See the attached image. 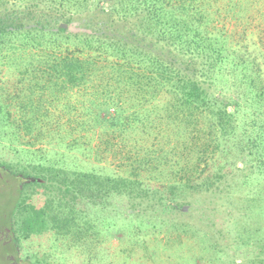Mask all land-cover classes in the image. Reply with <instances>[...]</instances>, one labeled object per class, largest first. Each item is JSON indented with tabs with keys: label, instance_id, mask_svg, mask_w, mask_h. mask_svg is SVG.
<instances>
[{
	"label": "trees",
	"instance_id": "obj_1",
	"mask_svg": "<svg viewBox=\"0 0 264 264\" xmlns=\"http://www.w3.org/2000/svg\"><path fill=\"white\" fill-rule=\"evenodd\" d=\"M255 17L264 22V0H0V58L17 69L23 61L21 80L0 86V124L10 95L23 100L32 138L64 147L30 150L38 177L0 163L20 177L3 224L12 243L46 231L81 240L96 227L89 208L142 212L119 203L127 198L179 209V197L227 179L236 148L264 143V127L255 138L239 133L240 113L264 112V24L251 31L253 50L244 42ZM38 91L60 101L58 118L47 109L39 118ZM73 149L114 166L80 168L67 161Z\"/></svg>",
	"mask_w": 264,
	"mask_h": 264
},
{
	"label": "rangeland",
	"instance_id": "obj_2",
	"mask_svg": "<svg viewBox=\"0 0 264 264\" xmlns=\"http://www.w3.org/2000/svg\"><path fill=\"white\" fill-rule=\"evenodd\" d=\"M245 20V17L240 19L239 32L246 24ZM262 24L261 17L251 21L248 38L244 40L250 50L254 49L252 43L256 40L251 31L259 30ZM227 25L232 26L230 21ZM237 38L242 40L240 34ZM12 62L15 61H8L7 57L0 58V86L12 87L18 78L21 80L23 61L19 62L20 69L16 65L13 67ZM227 94L233 100L236 99L232 89ZM8 97V100L2 99L9 119L0 124V163L8 162L16 167L26 165L30 173L38 177L40 173L34 164L28 166L32 162L28 160L30 150L38 155L42 147L52 152H60L64 147L59 140L46 147L45 142L32 138L23 123L29 116V112L26 116L23 112V103H20L23 100L19 101L10 95ZM33 99L39 108V118H42L46 109L57 116L62 106L56 98L47 101L45 92L38 91L33 94ZM246 110L239 115L240 123L245 125L239 133L255 138L258 129L264 127V112L249 115L250 111ZM260 132L264 133V130L260 128ZM247 145L245 149L236 148L233 151L235 164L227 179L219 181L208 192L179 197L172 203L178 204L179 209H167L162 205L148 206L146 201L138 204L127 198L119 203L124 207L134 206L142 212L128 217L116 211H107L96 216L89 208V216L96 219V227L90 229L88 235L83 233L81 240L46 231L44 236L17 247L12 241L5 244L9 237L0 232V264H12L11 255L15 256L19 264H262L264 143L255 145L250 138L247 139ZM83 151H66L67 161L77 162L80 168L87 170L102 164L105 167L114 166L104 160L99 162L95 154ZM3 170L4 178L0 180V230L8 227L3 224H6L15 201L20 179ZM39 183L46 184V180L41 177ZM42 190L44 193L40 192L41 195L45 191L52 196L57 193L55 188L43 187ZM13 235L11 230L10 237Z\"/></svg>",
	"mask_w": 264,
	"mask_h": 264
},
{
	"label": "flooded vegetation",
	"instance_id": "obj_3",
	"mask_svg": "<svg viewBox=\"0 0 264 264\" xmlns=\"http://www.w3.org/2000/svg\"><path fill=\"white\" fill-rule=\"evenodd\" d=\"M4 178L3 173L0 171V180H2ZM0 232L4 235H6L7 237H9L8 241H5L4 243L6 244L7 242L11 241V229L9 227H4V230H0ZM10 259L12 260V264H19V261H17V259L15 258V256L11 255Z\"/></svg>",
	"mask_w": 264,
	"mask_h": 264
},
{
	"label": "water",
	"instance_id": "obj_4",
	"mask_svg": "<svg viewBox=\"0 0 264 264\" xmlns=\"http://www.w3.org/2000/svg\"><path fill=\"white\" fill-rule=\"evenodd\" d=\"M63 25H65V24H63Z\"/></svg>",
	"mask_w": 264,
	"mask_h": 264
}]
</instances>
